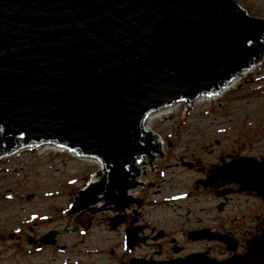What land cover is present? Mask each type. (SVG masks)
Instances as JSON below:
<instances>
[{
  "label": "water",
  "instance_id": "95a60500",
  "mask_svg": "<svg viewBox=\"0 0 264 264\" xmlns=\"http://www.w3.org/2000/svg\"><path fill=\"white\" fill-rule=\"evenodd\" d=\"M263 62L264 18L237 0H0V161L63 149L101 166L66 218L122 204L159 147L148 119L178 104L189 112ZM216 175L264 197V162ZM262 247L245 263L264 264Z\"/></svg>",
  "mask_w": 264,
  "mask_h": 264
},
{
  "label": "rangeland",
  "instance_id": "374dc122",
  "mask_svg": "<svg viewBox=\"0 0 264 264\" xmlns=\"http://www.w3.org/2000/svg\"><path fill=\"white\" fill-rule=\"evenodd\" d=\"M237 2L251 16L264 18V0ZM150 124L159 136L160 144L169 139L167 144L174 146L173 152L169 147L167 152L168 158L172 156V168L167 176L172 177L174 185L163 190V196L192 195L193 192L191 194L187 189L203 178L199 170L209 167L219 156L225 160L240 155L264 159V62L247 72L237 81L235 88L224 92L221 97L199 101L189 112L183 105L177 106ZM184 163L192 167L186 168ZM96 169V163L42 148L25 150L2 159L0 264L75 262V254L71 253L73 248L65 253H58L56 249L33 253L27 237L31 235L30 229L35 235L50 229L68 230L64 226L74 223L73 219L79 215L66 218L73 198L81 193L80 189ZM105 217L99 215L97 223H105ZM64 233L61 243L70 247L80 243L74 234ZM96 247L89 242L74 249L92 252Z\"/></svg>",
  "mask_w": 264,
  "mask_h": 264
},
{
  "label": "flooded vegetation",
  "instance_id": "af4514ba",
  "mask_svg": "<svg viewBox=\"0 0 264 264\" xmlns=\"http://www.w3.org/2000/svg\"><path fill=\"white\" fill-rule=\"evenodd\" d=\"M168 141L159 144L154 159L139 163L132 180L135 187L124 203L116 205L106 198L103 206L89 207L74 223L65 225L68 230L50 229L35 235L30 229L27 243L33 253L52 249L65 253L73 248L72 264H247L253 244L264 238V197L216 172L239 159L253 158L219 156L199 170L204 176L187 189L192 195L163 196L162 191L174 185L168 177L172 156L167 157L168 147L173 152L174 146ZM96 166L81 192L95 183L93 178L101 169ZM184 167L192 165L184 163ZM79 196L73 198L70 211ZM99 215L106 216L105 223H97ZM66 231L80 243L71 247L61 243ZM50 234L54 239L45 244L43 239ZM89 242L97 246L92 252L74 249ZM260 253L264 254V247Z\"/></svg>",
  "mask_w": 264,
  "mask_h": 264
},
{
  "label": "bare ground",
  "instance_id": "6f19581e",
  "mask_svg": "<svg viewBox=\"0 0 264 264\" xmlns=\"http://www.w3.org/2000/svg\"><path fill=\"white\" fill-rule=\"evenodd\" d=\"M246 73L247 72H243L242 74H240V76L238 77V78H236L235 80H233V82H232V84H231V86H230V88L229 89H233V88H235V85L237 84V81H239V80H241L242 78H244V76L246 75ZM228 89V90H229ZM228 90H225V91H223L219 96L221 97L222 95H223V93L224 92H226V91H228ZM219 96H215V97H212V98H206V97H202V98H200V99H198L195 103H198L199 101H203V100H206V99H214V98H217V97H219ZM177 106H180V104H178V105H176V106H174V107H171V108H168V109H166V110H164V111H162L161 113L159 112V113H156V114H153L150 118H149V120H148V122H147V126H148V128L151 130V124H150V121H154L155 119H157V118H160V117H162V116H164L165 114H167V113H170L171 112V110L172 109H174L175 107H177ZM153 124V123H152ZM159 144H160V142H159ZM42 149H46V150H50V151H56V152H66V151H64V150H62V149H59V148H56V147H52V146H48V147H44V148H42ZM66 153H68V152H66ZM70 155H72L73 156V154H71L70 153ZM76 158V157H75ZM84 161H87V162H93L92 160H88V159H85ZM94 163V162H93Z\"/></svg>",
  "mask_w": 264,
  "mask_h": 264
},
{
  "label": "built area",
  "instance_id": "2783aa9c",
  "mask_svg": "<svg viewBox=\"0 0 264 264\" xmlns=\"http://www.w3.org/2000/svg\"><path fill=\"white\" fill-rule=\"evenodd\" d=\"M148 122V121H147ZM147 125V124H146ZM147 128H148V126H147ZM149 129V128H148ZM150 130V129H149ZM152 130V129H151Z\"/></svg>",
  "mask_w": 264,
  "mask_h": 264
}]
</instances>
